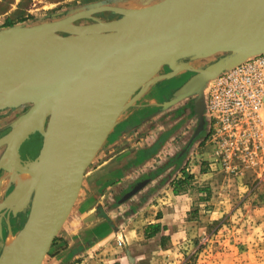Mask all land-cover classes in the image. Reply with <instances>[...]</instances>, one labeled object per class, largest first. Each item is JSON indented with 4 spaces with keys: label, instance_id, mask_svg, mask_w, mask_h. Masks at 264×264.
<instances>
[{
    "label": "water",
    "instance_id": "95a60500",
    "mask_svg": "<svg viewBox=\"0 0 264 264\" xmlns=\"http://www.w3.org/2000/svg\"><path fill=\"white\" fill-rule=\"evenodd\" d=\"M104 11L119 17H94ZM87 18L93 22L75 23ZM217 53L220 56L203 67L190 64ZM261 53L264 0H158L138 8L98 5L51 21L1 28L0 86L5 99L0 111L29 107L0 137V147H6L0 169L12 171V181L28 174L30 187L15 188L0 201V222L2 211L8 210L9 233L10 212L16 216L28 209L0 264H42L78 197L86 168L121 112L151 85L183 70L193 72L160 104L167 108L195 97L192 110L198 122L189 146L204 129L206 83ZM163 66L169 70L160 73ZM34 132L42 137L41 148L34 159L23 161L19 147ZM146 182L136 183L120 201ZM20 195L24 198L17 202Z\"/></svg>",
    "mask_w": 264,
    "mask_h": 264
},
{
    "label": "rangeland",
    "instance_id": "374dc122",
    "mask_svg": "<svg viewBox=\"0 0 264 264\" xmlns=\"http://www.w3.org/2000/svg\"><path fill=\"white\" fill-rule=\"evenodd\" d=\"M156 1L158 0H0V29L6 27V22L11 25H32L98 5L138 8ZM94 17L108 21L118 18L119 15L104 11L94 14ZM90 22L93 20L87 18L77 20L75 23ZM220 54L194 60L190 64L194 67H203L217 59ZM168 70L167 66H163L160 73ZM191 74L192 71L183 70L174 77L151 85L148 92L154 94L155 99L137 100L121 112L86 168L78 197L65 222L76 210L87 172L99 154L114 140L115 146L112 150L114 153L120 151L118 143H125L127 147L137 144V149H140L138 169L134 166V172H130L131 182L128 181L123 190L128 192L136 183L147 180L138 191L141 192L140 205L155 198L157 192L167 189L173 181L179 180L176 179L179 174L182 176L183 172L187 171L196 174L194 184L189 186V195L174 200V204H180L183 208L182 214L175 223H172L169 235L159 246L155 248L154 242L151 241L149 247L153 250H150L147 255L149 257L146 256L142 264H264V180L256 176L257 168H244L229 173L214 164L213 146L204 138L205 124L200 133L202 135L199 134L200 136L198 135L187 146L198 122L197 114L192 110L194 96L167 108L160 106L163 101L172 97L173 91ZM1 96L2 86L0 98ZM28 107L29 104H26L13 110L0 111V135L9 131L11 120L24 113ZM203 116L205 119L204 113ZM138 142L141 144L139 147ZM2 150L1 147L0 155ZM13 182L5 172L0 174V200L7 192L17 188ZM101 186V183H96L94 188L96 196ZM200 187L203 189L201 195L197 191ZM142 190H146L147 193L141 196ZM122 196L107 201L108 207L104 203L102 208L104 213L110 215V210H116L117 205L130 199L120 201ZM187 207L189 209L184 210ZM7 212L3 210L2 217H6ZM27 214L28 209L18 212L16 216L10 214L11 233L4 222V229L0 234V255L11 246V241L17 239ZM111 225L110 243L118 239L122 241L123 232L118 229L123 223L118 226L112 221ZM114 251L120 253L122 250H115L113 244L104 253L115 254Z\"/></svg>",
    "mask_w": 264,
    "mask_h": 264
},
{
    "label": "crops",
    "instance_id": "0c3cea01",
    "mask_svg": "<svg viewBox=\"0 0 264 264\" xmlns=\"http://www.w3.org/2000/svg\"><path fill=\"white\" fill-rule=\"evenodd\" d=\"M155 97L147 90L138 101H148ZM114 143L115 140L99 154L89 168L76 210L65 222L42 264H142L150 250H153L149 247L151 241L154 242L155 248L159 246L169 235L172 223L182 214L183 208L180 204H174V200L189 195V186L194 184L196 178L193 171L183 172L182 176L179 174L176 177L182 180L189 174L194 175L186 179L188 183L177 185V192L174 187L178 180L169 184L167 189L157 192L155 198L147 203L139 204L141 192H137L125 203L117 205L116 210H110V215L104 213L103 204L108 207L107 201L122 196L126 192L123 190L124 186L128 181L131 182L130 172H134V166L138 169L140 149H137V144L127 147L125 143H118L120 151L114 153ZM139 145L140 142L138 147ZM96 183L102 184L98 196L94 190ZM197 191L201 195L203 189L200 187ZM146 193V190L143 191L141 196ZM188 209L187 207L184 210ZM108 218L114 225L120 226V223H123V226L118 227L124 236L120 246L117 241L110 243L112 221ZM154 230H157L156 233L148 236ZM113 244L115 250L122 251L105 254V250Z\"/></svg>",
    "mask_w": 264,
    "mask_h": 264
},
{
    "label": "built area",
    "instance_id": "2783aa9c",
    "mask_svg": "<svg viewBox=\"0 0 264 264\" xmlns=\"http://www.w3.org/2000/svg\"><path fill=\"white\" fill-rule=\"evenodd\" d=\"M205 133L226 172L257 168L264 180V53L222 71L204 92ZM117 244H122L117 240Z\"/></svg>",
    "mask_w": 264,
    "mask_h": 264
},
{
    "label": "flooded vegetation",
    "instance_id": "af4514ba",
    "mask_svg": "<svg viewBox=\"0 0 264 264\" xmlns=\"http://www.w3.org/2000/svg\"><path fill=\"white\" fill-rule=\"evenodd\" d=\"M10 110H13V109H10ZM11 122H12V120H11ZM7 132L3 133L2 135L6 134ZM2 135H0V137ZM41 145H42V137L37 132L31 133L28 136V138L19 147V152H20L21 159L23 161L34 159L38 155L39 150L41 148ZM2 149L3 150L1 152L0 157L2 156V154H3L4 150H5V146H2ZM2 172H5L8 175V177H10V175L12 174V171H5V170L0 169V174ZM9 192H11V190ZM9 192H7V194ZM9 216H10V214H9ZM8 220H9V217H8ZM4 222L6 223V217H2L1 222H0L2 230L4 229Z\"/></svg>",
    "mask_w": 264,
    "mask_h": 264
},
{
    "label": "bare ground",
    "instance_id": "6f19581e",
    "mask_svg": "<svg viewBox=\"0 0 264 264\" xmlns=\"http://www.w3.org/2000/svg\"><path fill=\"white\" fill-rule=\"evenodd\" d=\"M210 81H208L207 83H206V85H208V83H209ZM3 84H5L6 86H14L16 83L15 82H5V83H3ZM205 89V88H204ZM204 89H203V92H204ZM4 99H5V97H4V95H2V97L0 98V103L2 104L3 103V101H4ZM127 109V108H126ZM125 109V110H126ZM13 121V120H12ZM11 123V122H10ZM5 146V145H4ZM6 148V147H5ZM7 159V154L5 155V157H4V160H6ZM8 178H10V177H8ZM13 184H15L14 186H16L18 189H26V188H29L30 187V177H29V175L28 174H25V173H21V174H18L17 176H16V178L14 179V182H13ZM24 198V195H20V196H18L16 199V201L17 202H19V201H21L22 199ZM4 210H6V209H4ZM8 211V210H7ZM8 213V212H7ZM10 214H11V212H10ZM15 241V240H14ZM14 241H11V246L14 244Z\"/></svg>",
    "mask_w": 264,
    "mask_h": 264
},
{
    "label": "trees",
    "instance_id": "16d2710c",
    "mask_svg": "<svg viewBox=\"0 0 264 264\" xmlns=\"http://www.w3.org/2000/svg\"><path fill=\"white\" fill-rule=\"evenodd\" d=\"M11 24L10 23H8V22H6V26H10ZM200 135H202V134H200ZM199 135V136H200ZM204 138H207V134H205V137ZM192 176H190V175H187L184 179H182V180H178L176 183V185H175V187H174V191L175 192H177L178 190L177 189H175V188H177V185H181L182 183H186L185 181H187L186 179H190ZM156 231L157 230H154L153 231V233L152 234H148V236H152V235H154L155 233H156ZM55 239H56V237L54 238V240H53V242L55 241ZM53 242H52V244H53ZM52 244H51V246H52Z\"/></svg>",
    "mask_w": 264,
    "mask_h": 264
}]
</instances>
